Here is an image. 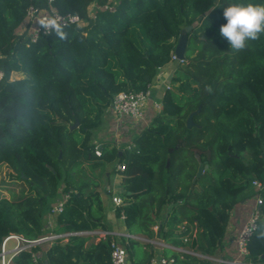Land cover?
Segmentation results:
<instances>
[{"label":"trees","instance_id":"16d2710c","mask_svg":"<svg viewBox=\"0 0 264 264\" xmlns=\"http://www.w3.org/2000/svg\"><path fill=\"white\" fill-rule=\"evenodd\" d=\"M48 1L0 0V163L29 187L21 199H0V245L10 234L32 240L47 233L54 205L47 201L64 194L53 232L106 230L105 193L94 177L79 174L84 165L96 171L124 164L115 215L124 217L128 233L151 237L158 224L161 240L206 257L216 256L231 210L256 199L252 182H262L260 218L244 259L264 262V34L238 53L220 35L224 8L264 0ZM91 4L100 7L94 20L87 13ZM30 5L77 14L84 25L27 44L18 31ZM188 26L184 59L175 62L170 79L176 87L164 91L161 111L124 139L128 149L103 142L96 157L89 137L113 97L152 89ZM14 73L22 78L10 80ZM15 113L24 125L2 120ZM197 157L207 165L199 178ZM88 239L72 235L64 244L33 249L36 263L24 251L11 264H111L112 237ZM131 243L124 244L129 258L136 253ZM142 255L149 263L152 254ZM170 257L175 264H213L185 253Z\"/></svg>","mask_w":264,"mask_h":264},{"label":"built area","instance_id":"2783aa9c","mask_svg":"<svg viewBox=\"0 0 264 264\" xmlns=\"http://www.w3.org/2000/svg\"><path fill=\"white\" fill-rule=\"evenodd\" d=\"M52 0H49L50 3ZM111 5H104L102 8L110 12L114 11V7ZM100 9L99 6L91 4L88 7V18L94 20L96 17V11ZM84 25L83 19L77 14H60L51 8H38L33 5L27 7L25 11V17L18 31V36L23 37L27 44L37 42L41 37L47 36L52 32L59 31L68 27L80 28ZM178 60L174 55V52L170 55L171 62H182ZM3 72L0 70V82L3 79ZM151 89L140 92H121L116 94L110 104V110L116 122L120 120L130 121H145V116L148 109H151L155 114L161 111L160 99H153ZM100 146H95L94 154L96 157H100ZM129 147H127L128 149ZM124 164L116 165V172L124 171ZM256 196V207L246 219L242 227L240 228L236 237V257L230 262H222L223 264H251L245 261V257L248 255L247 243L251 235L254 233L257 227V222L260 218L259 208L263 203L262 197L259 192L263 188V184L260 181H253ZM68 198L67 194H64L60 200H58L51 208L47 217V227L49 231L44 235L28 240L21 235L10 234L6 236L0 245V264H11V260L17 254L27 251L31 253L33 262L38 261L39 252H33L35 248L47 249L56 242L67 241L72 235H87L93 236L96 240H104L107 237H112L110 242V260L111 264H129L125 248L114 238L116 235L107 231H85L79 233H55L53 232L52 217L62 212L64 204ZM112 202L119 206L122 201L118 197H113ZM187 240L184 239V242ZM9 243L12 246L9 248ZM221 263V264H222ZM148 264H175V261L171 257H154ZM264 264V262L257 263Z\"/></svg>","mask_w":264,"mask_h":264},{"label":"crops","instance_id":"0c3cea01","mask_svg":"<svg viewBox=\"0 0 264 264\" xmlns=\"http://www.w3.org/2000/svg\"><path fill=\"white\" fill-rule=\"evenodd\" d=\"M158 76L155 80L157 83ZM156 83L154 85H151L152 88H156ZM153 99H160L156 98L153 94ZM107 115L110 116V125L108 130V136H106L105 139L99 140V143H95V146H100L103 142H110L114 145V147L119 148L121 151L127 149L128 144H124V139L128 136L130 137V134H132V137L137 133L139 128H142L143 125H148V121H130V120H120L118 122L115 121L112 112L110 108L106 111ZM151 114L155 115L154 112H152L151 109H148L146 113L145 120L149 119ZM140 125V126H139ZM129 133V134H128ZM132 137L130 139H132ZM121 153V152H120ZM116 165L112 166V170L115 173ZM107 168L105 166L102 167V169H98L99 174L104 173L103 181H98L97 178L95 180L97 181L100 191L104 192L105 195L102 197L103 204H104V222L107 227L106 230L103 229H97V231H107L111 234L116 235L114 238L124 247V244H127L128 242H132L130 245V249L134 250L136 253L133 255L132 258H129V255L127 254V259L129 264H148L146 262L145 255H142V252L147 251L152 254V258L154 257H170L174 254L178 253H185L189 254L191 256H195L197 258L207 259L213 264H221L222 262H230L234 260L235 253H236V237L238 235V232L246 219L250 216L252 211L256 207V201L254 198L247 200L245 202H242L238 205H236L230 212L229 219L226 225L225 229V235L221 241L220 248L216 252L215 257H206L198 253H194L187 247H180L178 245H173L172 243L164 242L159 238V232H158V224L151 226L152 230V236L148 237L147 235L143 233H128V231L125 228L124 225V217L117 218L115 215L116 208L120 207L121 205L117 206L112 202L113 197H118V191L120 192V188H117V183H119V177L117 175L118 172H116L114 175L111 174V171L106 170ZM113 177L111 178V176ZM89 178V177H88ZM93 178V177H91ZM94 179V178H93ZM119 198V197H118ZM58 199H56L54 202L50 203V205L55 204ZM166 214L163 212V216ZM46 222V217L44 219V223ZM96 231V230H95ZM196 229H193L192 235L195 236ZM87 236V235H85ZM90 239H88L87 243H97L98 240L95 239L93 236H89ZM67 241H63L62 244L66 243ZM151 258V259H152ZM150 262V261H149ZM223 264V263H222Z\"/></svg>","mask_w":264,"mask_h":264},{"label":"rangeland","instance_id":"374dc122","mask_svg":"<svg viewBox=\"0 0 264 264\" xmlns=\"http://www.w3.org/2000/svg\"><path fill=\"white\" fill-rule=\"evenodd\" d=\"M117 0H113V3H116ZM113 8V7H112ZM176 68V64L175 62H171L169 63L166 67L162 68L159 73H158V80L157 83L154 81L152 85H154L156 83V88H152L151 93L156 97V98H161V96L163 95L164 91L167 89H175L176 86L172 85L170 83V79L171 77L174 75V71ZM22 78V75L20 74H12L10 77V80H18ZM104 119L101 122V124L99 125L98 128H96L93 133L90 135L89 137V143H99V140H103L106 138V136H108V130H109V121H110V116L106 114H104ZM22 117V116H21ZM21 117L20 114H11L8 115L6 117H3L2 120H6V119H10V118H15L17 119V123H21L22 125H24V123L21 121ZM151 118L145 120L146 122L150 121ZM140 126V125H139ZM132 137V134H130V138ZM112 166L111 164H106L105 167L107 168L106 170L111 171V174H115L112 170ZM84 172L80 173L79 175L82 177H94L97 178L98 181H103L102 179L104 178V173L101 175L99 174L98 170L96 171H92L90 170V168L88 167V165H84L82 166ZM113 175L111 176V178L113 177ZM117 188H120L119 183H117ZM29 193V187H28V183L26 182V180H22L17 178L13 172L7 167L6 164L4 163H0V199H8L10 201H15L18 199H21L23 196H25L26 194ZM119 193V191L117 192ZM56 199H49L47 201V203H52L54 202ZM12 246V243H9L8 247L10 248Z\"/></svg>","mask_w":264,"mask_h":264},{"label":"clouds","instance_id":"9594fccd","mask_svg":"<svg viewBox=\"0 0 264 264\" xmlns=\"http://www.w3.org/2000/svg\"><path fill=\"white\" fill-rule=\"evenodd\" d=\"M223 17L227 23L221 25L220 35L226 38L232 52L245 50L248 41L264 34V5L233 4L223 9Z\"/></svg>","mask_w":264,"mask_h":264},{"label":"water","instance_id":"95a60500","mask_svg":"<svg viewBox=\"0 0 264 264\" xmlns=\"http://www.w3.org/2000/svg\"><path fill=\"white\" fill-rule=\"evenodd\" d=\"M198 19L200 20L201 17H199ZM191 28H192L191 26H188L182 29L179 34L176 46L174 48V55L177 57L178 60L184 59V54H185L186 44H187V33L191 30ZM191 117L192 115H190L187 120V127H190L192 125ZM76 126H77V122L75 123L74 127ZM196 159L199 162L197 173H196V178H199L203 174L204 170L207 169V165L201 162L199 157H197Z\"/></svg>","mask_w":264,"mask_h":264}]
</instances>
